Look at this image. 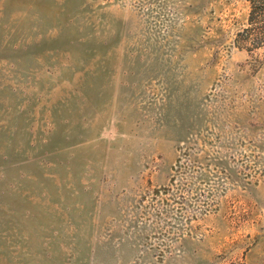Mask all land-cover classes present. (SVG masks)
<instances>
[{"label":"rangeland","instance_id":"1","mask_svg":"<svg viewBox=\"0 0 264 264\" xmlns=\"http://www.w3.org/2000/svg\"><path fill=\"white\" fill-rule=\"evenodd\" d=\"M251 11L0 0V264H264Z\"/></svg>","mask_w":264,"mask_h":264},{"label":"trees","instance_id":"2","mask_svg":"<svg viewBox=\"0 0 264 264\" xmlns=\"http://www.w3.org/2000/svg\"><path fill=\"white\" fill-rule=\"evenodd\" d=\"M258 3V4H256ZM264 4L261 2V0H251V15L253 14H260L261 11H263Z\"/></svg>","mask_w":264,"mask_h":264}]
</instances>
